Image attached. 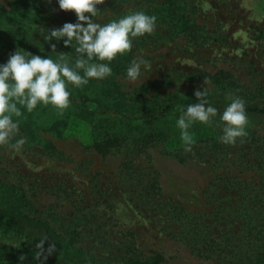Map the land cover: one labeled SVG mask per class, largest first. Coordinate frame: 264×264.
Returning <instances> with one entry per match:
<instances>
[{
  "label": "rangeland",
  "instance_id": "1",
  "mask_svg": "<svg viewBox=\"0 0 264 264\" xmlns=\"http://www.w3.org/2000/svg\"><path fill=\"white\" fill-rule=\"evenodd\" d=\"M19 1L28 0L0 5ZM36 1L39 18L0 21V36L28 53L42 47L51 29L77 21L57 0ZM97 7L93 19L102 25L134 11L157 17L155 31L134 39L131 52L110 64V80L125 93L118 110L131 118L100 110L95 121L72 114L64 135L46 130L34 137L19 129L16 139L27 142L19 153L0 147V179L24 189L33 214L61 232L78 228L79 245L105 264L157 253L165 256L161 264H232L212 239L241 227L226 205L264 193L258 189L264 183V113L247 115L248 136L235 145L219 139L220 114L211 127L193 124L190 152L176 120L179 106L197 103L194 92L205 87L210 104L226 107L238 95L245 106L264 107V0H105ZM60 52L77 55L62 50L49 57ZM138 57L150 67L142 66L133 82L125 64ZM47 115L55 120L65 113ZM108 136L118 143L99 151L96 141ZM13 248L35 252L31 239L0 220V253Z\"/></svg>",
  "mask_w": 264,
  "mask_h": 264
},
{
  "label": "clouds",
  "instance_id": "2",
  "mask_svg": "<svg viewBox=\"0 0 264 264\" xmlns=\"http://www.w3.org/2000/svg\"><path fill=\"white\" fill-rule=\"evenodd\" d=\"M59 9L74 12L76 23H65L53 28L44 36L45 41L63 39L64 46L74 47L77 54L74 61L70 54L60 52L55 59L33 55L17 49L9 55L8 61L0 65V147L19 153L26 144V138L19 135L21 109L32 113L38 105L51 106L59 115H63L71 106L72 88H83L90 80H103L112 75L110 64L117 56L131 52L133 40L152 34L156 29L157 17L144 11H134L106 24L94 22L99 14L98 5L105 0H57ZM75 42V44H73ZM56 52V45H51ZM150 67L142 57L135 58L127 68V79L136 81L141 67ZM204 83L208 82L204 80ZM197 103L179 106V118L176 125L181 131L184 150L190 152L195 143L189 129L195 123L213 126L218 115L217 108L207 99L208 90H196ZM16 118V119H14ZM249 118L245 101L238 95L230 97V103L219 116L216 127H220V141L226 145H235L248 136ZM14 141V142H13ZM47 236L36 244L34 258L46 261L56 251L55 243L45 249ZM17 247L19 245H13ZM19 259L23 261L24 256ZM43 264V262H42Z\"/></svg>",
  "mask_w": 264,
  "mask_h": 264
},
{
  "label": "trees",
  "instance_id": "3",
  "mask_svg": "<svg viewBox=\"0 0 264 264\" xmlns=\"http://www.w3.org/2000/svg\"><path fill=\"white\" fill-rule=\"evenodd\" d=\"M37 1H19L11 8H6L0 5V21L16 19L19 16L34 18V15L39 18L40 12H37ZM56 45V51H72L75 52L74 47L66 48L63 39L45 41L43 40L40 46H34L33 55H40L49 57L51 53V46ZM75 44V42H73ZM17 49H23L20 42L15 40H6L0 36V58L8 61L9 55ZM24 51V50H23ZM27 52V51H25ZM73 61H74V57ZM130 65V61L126 62V67ZM120 66L119 61L116 68ZM119 71V70H118ZM71 91V106L66 110L65 116L62 118H55L51 120L48 118L49 113L52 112L51 106L38 105L32 112L28 113L26 109H21L24 116L20 118V129L32 136H39L42 131H54L58 135H64L69 128L71 115L87 118L88 120H99L102 116L97 113L102 110L100 114H124L125 118H131L129 114L118 110L120 101L124 98V92L120 89V85L110 77L103 80L92 79L83 88H72ZM109 97V98H108ZM108 98V99H107ZM110 98H114V102H110ZM98 104L97 109H93L90 102ZM211 106L217 108L218 114H222L226 107L221 105ZM113 107H117L113 109ZM173 105L165 106L157 113L164 114L170 110ZM247 115L264 113V107L259 105L245 106ZM16 119V118H14ZM118 138L105 137L102 141H96L95 146L99 151L107 152L110 148L118 143ZM259 190H264V183ZM244 190H242L243 192ZM244 193V192H243ZM31 202L24 189L17 187L16 184L5 182L0 179V220L10 228L15 229L18 233L25 234L32 240L34 246L40 242L44 236L48 237L45 241L44 247L48 248L50 243H55L56 251L50 255L46 261L36 260L34 253H24L21 248H13V250L0 253V262L4 260H11L14 264H105V260L97 257L94 253L86 250L79 245V236L81 231L74 228L69 232H61L47 217L33 214L30 207ZM223 207V204L219 205ZM227 207V208H226ZM227 216L234 217L238 220L242 219L241 227L237 231H229L220 234L219 231L217 240L215 241L217 248L220 247L225 258L232 262V264H264V193H257L250 202L239 204L230 203L225 206ZM208 225L215 227L213 223L207 222ZM20 256L25 259L21 261ZM165 260V256L161 253L154 254L145 258L126 257L122 259L121 264H161ZM11 263V264H12Z\"/></svg>",
  "mask_w": 264,
  "mask_h": 264
}]
</instances>
